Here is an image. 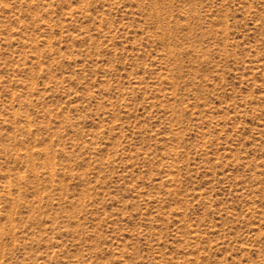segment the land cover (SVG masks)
Masks as SVG:
<instances>
[{
  "label": "rangeland",
  "instance_id": "rangeland-1",
  "mask_svg": "<svg viewBox=\"0 0 264 264\" xmlns=\"http://www.w3.org/2000/svg\"><path fill=\"white\" fill-rule=\"evenodd\" d=\"M0 264H264V0H0Z\"/></svg>",
  "mask_w": 264,
  "mask_h": 264
}]
</instances>
